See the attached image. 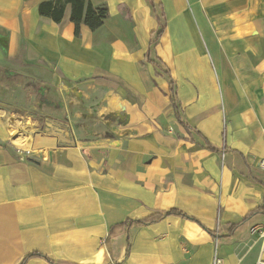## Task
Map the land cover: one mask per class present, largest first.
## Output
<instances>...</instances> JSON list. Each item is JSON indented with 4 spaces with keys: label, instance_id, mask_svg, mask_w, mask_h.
<instances>
[{
    "label": "crops",
    "instance_id": "obj_1",
    "mask_svg": "<svg viewBox=\"0 0 264 264\" xmlns=\"http://www.w3.org/2000/svg\"><path fill=\"white\" fill-rule=\"evenodd\" d=\"M48 0H0V65L30 80L107 87L112 137L0 117V264H255L264 260V0H153L165 28L153 48L175 80L146 60L158 21L148 0H90L108 16L74 33L40 15ZM111 119V118H110ZM13 122V120H12ZM24 146L13 144L20 129ZM203 136L218 150L205 147ZM175 210L127 233L112 227ZM127 237L130 246L127 249Z\"/></svg>",
    "mask_w": 264,
    "mask_h": 264
},
{
    "label": "rangeland",
    "instance_id": "obj_2",
    "mask_svg": "<svg viewBox=\"0 0 264 264\" xmlns=\"http://www.w3.org/2000/svg\"><path fill=\"white\" fill-rule=\"evenodd\" d=\"M107 94V87L96 81L52 84L30 80L0 65V117L1 114L12 116L8 119L12 125H20L17 114H21L38 127L46 121L59 123L84 142L101 141L114 136L115 117L104 113L103 97ZM21 129L11 128L12 142L16 145L22 142V147H26L22 140L15 139L20 138Z\"/></svg>",
    "mask_w": 264,
    "mask_h": 264
},
{
    "label": "trees",
    "instance_id": "obj_3",
    "mask_svg": "<svg viewBox=\"0 0 264 264\" xmlns=\"http://www.w3.org/2000/svg\"><path fill=\"white\" fill-rule=\"evenodd\" d=\"M151 5L152 12L155 14V17L158 21V28L154 33H152L150 41H149V48L146 53V60L150 63L154 69V75L156 76H165L167 78L169 84V102L174 110V113L178 119V121L188 130H191L190 126L183 120L181 115V108L180 103L177 99V92H176V84L174 78L171 76L170 71L165 66V64L153 55L152 51L154 46L157 45L158 39L161 36L164 28L165 22L163 17V12L160 4L154 3L153 0H148ZM70 5V15L69 19L74 24V33L75 35L79 34V29L81 24L87 25L90 30L95 31L100 28L103 24L104 19L108 16V8L106 4H97L94 5L90 2V0H48L39 3L37 7V11L40 15L48 16L52 18L55 22H60L63 14V10L65 5ZM200 139L205 147L211 150H218L212 144H210L203 136L199 135ZM262 213L264 214V203L254 210L249 211L248 215L244 218L248 219L251 216ZM179 215L183 217H188L186 214L170 210L160 215H152L145 219H138V220H126L121 224H118L112 227L109 231L108 238L115 237L117 235L127 233V229L132 225H145L150 222L155 221L160 216L164 215ZM130 242L129 238L127 237V249L126 254L129 250ZM31 257H42L44 258L49 264H74L69 262H59L55 261L47 256H43L38 252L32 251L29 252L24 256V260L31 258Z\"/></svg>",
    "mask_w": 264,
    "mask_h": 264
},
{
    "label": "built area",
    "instance_id": "obj_4",
    "mask_svg": "<svg viewBox=\"0 0 264 264\" xmlns=\"http://www.w3.org/2000/svg\"><path fill=\"white\" fill-rule=\"evenodd\" d=\"M258 167L264 172V159H261L258 162ZM211 264H222V259L215 253L212 258ZM255 264H264V260L258 259Z\"/></svg>",
    "mask_w": 264,
    "mask_h": 264
},
{
    "label": "bare ground",
    "instance_id": "obj_5",
    "mask_svg": "<svg viewBox=\"0 0 264 264\" xmlns=\"http://www.w3.org/2000/svg\"><path fill=\"white\" fill-rule=\"evenodd\" d=\"M16 140H18V139H16ZM14 141H15V140H14ZM16 142H17V141H16ZM17 143H19V142H17ZM17 145L23 146L22 142L19 143V144H17Z\"/></svg>",
    "mask_w": 264,
    "mask_h": 264
}]
</instances>
